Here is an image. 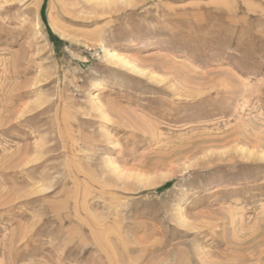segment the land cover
Listing matches in <instances>:
<instances>
[{
  "label": "rangeland",
  "instance_id": "obj_1",
  "mask_svg": "<svg viewBox=\"0 0 264 264\" xmlns=\"http://www.w3.org/2000/svg\"><path fill=\"white\" fill-rule=\"evenodd\" d=\"M0 264H264V0H0Z\"/></svg>",
  "mask_w": 264,
  "mask_h": 264
}]
</instances>
